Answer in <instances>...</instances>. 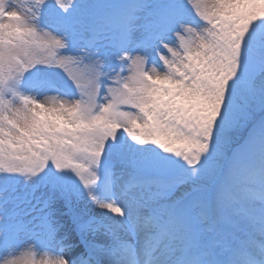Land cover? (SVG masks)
Here are the masks:
<instances>
[{"label": "snow or ice", "instance_id": "1", "mask_svg": "<svg viewBox=\"0 0 264 264\" xmlns=\"http://www.w3.org/2000/svg\"><path fill=\"white\" fill-rule=\"evenodd\" d=\"M0 264H264V0H0Z\"/></svg>", "mask_w": 264, "mask_h": 264}]
</instances>
